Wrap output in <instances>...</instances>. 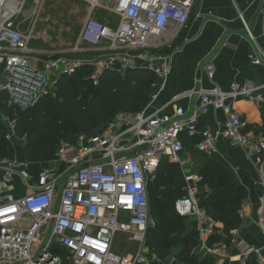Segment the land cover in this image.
<instances>
[{
  "label": "built area",
  "instance_id": "built-area-1",
  "mask_svg": "<svg viewBox=\"0 0 264 264\" xmlns=\"http://www.w3.org/2000/svg\"><path fill=\"white\" fill-rule=\"evenodd\" d=\"M79 1L86 2L89 10L72 54L83 52L82 45L87 43L103 51L101 56H34L29 47L36 35L44 0H33L30 20L23 21L20 18L26 16L30 0H7L0 22V69L7 80L0 83V93L7 90L11 103L28 108L44 97L55 96L58 78L71 76L86 65L94 69L92 80L96 86L104 72L118 67L127 71L141 66L161 79L167 78L165 58L151 51L152 39L170 26L186 28L196 0ZM98 11L116 15L120 19L118 29L99 21ZM28 21L30 25L23 29ZM248 33L257 44L250 29ZM258 49L264 59V31ZM260 62L255 58L253 64ZM207 71L213 79L214 67L207 66ZM256 91L252 84H244L234 86L230 92L213 87L199 96L203 113L223 112V137L256 156L257 163L262 165L259 182L264 190V135L254 139L247 121L231 105L238 98L263 102ZM198 116L187 117L186 110L179 106L172 115L119 113L106 126L81 134L76 143L63 142L55 162L67 168L66 175L65 171L46 167L38 173V182L33 185L29 183L27 162L9 157L0 159V264H122L111 252L115 234L133 235L145 241L153 227L149 186L163 159H175L184 151L181 135L198 134ZM3 120L8 128L6 139L21 141L17 120L7 116ZM198 150L214 154L215 135L206 131ZM17 179L29 192L23 197H15L13 193ZM184 179L186 194L175 203V211L181 218H200L201 179L192 173ZM261 207L258 224L264 233V193ZM214 235L211 223L201 229L199 252L205 257L228 258L226 246L210 244ZM259 254L260 250L249 246L233 264H251ZM133 264L152 263L139 255Z\"/></svg>",
  "mask_w": 264,
  "mask_h": 264
},
{
  "label": "crops",
  "instance_id": "crops-1",
  "mask_svg": "<svg viewBox=\"0 0 264 264\" xmlns=\"http://www.w3.org/2000/svg\"><path fill=\"white\" fill-rule=\"evenodd\" d=\"M79 2L85 5L88 16V4L83 1ZM32 8L33 0L32 5L27 6L25 19L30 20ZM25 24L23 29H26ZM248 29L256 37L257 44L252 41ZM263 31L264 0H196L186 28L170 26L152 39L151 51L155 55L165 58L163 66L169 69V75L165 79L156 76L158 83L153 87L151 101L141 112L148 114L164 112L172 115L176 107L179 106L186 110L187 117L193 114L199 115L198 134L193 137L182 134L181 141L185 149L177 158H169V160L180 166L184 177L191 173L200 177L199 172L205 164L206 158L213 154L200 152L198 146L204 139V133L210 131L217 139V151L214 154L227 164L245 189V196L240 208L241 226L231 232L232 242H229L224 234L223 224L211 220L204 209L205 200L202 199V191L207 192V188L203 189L200 186L202 216L186 219L190 223L191 229L197 231L198 235L207 224L214 225L216 236H213L210 244L212 246L224 245L229 253L226 259L211 257L215 259L214 264L238 262L242 252L249 246L260 250V254L254 256L251 264L264 263V233L258 224L264 193L259 182L262 165L257 163L256 156L251 154L247 148L223 137L225 123L223 112L209 110L207 113H203L199 93L213 87L230 92L236 85L252 84L257 90L256 95L264 99V59L258 49V46L262 44ZM80 35L73 47L70 44H65L67 47H71L65 52L41 49L32 50L33 55L46 58L67 54L73 57L87 58L104 54L102 48L99 49L102 52H99L97 48H93L87 43L82 45L83 52L72 54L73 48L79 43ZM39 36L42 38L41 35ZM42 39L46 41L47 34H43ZM105 46L104 44L103 47ZM255 58L261 60L260 64H253ZM209 65L215 69L213 79H210L208 75L207 66ZM134 68L146 70L141 66ZM117 70L125 71L120 67ZM175 98H180L177 103L173 102ZM231 105L247 121L249 131L254 139L264 135V101L257 103L247 98H238L232 100ZM11 143L16 152L14 158L27 162L23 158L25 139ZM55 161L54 157L47 162H27L31 176L29 183L36 184L38 173L46 167H52L58 172L65 171L66 175L67 168L60 166ZM34 176L36 181L33 183ZM13 190L15 197H23L29 193L19 179L14 183ZM184 190L186 192V187ZM199 245L200 237L195 253L202 261L205 256L199 252ZM130 246H134L135 251H130ZM111 252L121 259L122 264H133L139 255L146 257L152 264H171L176 257L161 261L150 251L146 239L142 242L141 239L124 233L115 234Z\"/></svg>",
  "mask_w": 264,
  "mask_h": 264
},
{
  "label": "trees",
  "instance_id": "trees-1",
  "mask_svg": "<svg viewBox=\"0 0 264 264\" xmlns=\"http://www.w3.org/2000/svg\"><path fill=\"white\" fill-rule=\"evenodd\" d=\"M93 70L86 65L71 76L59 77L56 95L44 97L28 108L11 103L10 93L2 91L0 159L14 158L16 154L12 143L6 139L8 128L2 117L17 120L18 137L26 141L24 160L47 162L55 157L62 142L75 143L80 134L106 126L119 113L141 112L150 103L153 87L158 83L152 71L131 68L124 72H104L96 86L92 80ZM0 73H3L2 68ZM199 174L201 188L208 189L204 209L211 220L223 224L224 234L232 242L231 232L241 226L240 208L245 189L216 154L206 158ZM152 187L153 214L154 210L161 212L169 227L167 231L155 227L148 230L146 241L150 251L159 260L166 261L171 256L170 239H175L180 248L173 264H214V258L205 257L200 261L196 256L198 232L175 211V203L186 194L180 166L169 158L163 159Z\"/></svg>",
  "mask_w": 264,
  "mask_h": 264
},
{
  "label": "rangeland",
  "instance_id": "rangeland-1",
  "mask_svg": "<svg viewBox=\"0 0 264 264\" xmlns=\"http://www.w3.org/2000/svg\"><path fill=\"white\" fill-rule=\"evenodd\" d=\"M44 4L40 9L39 22L37 24L36 36L30 43L31 50H53L65 52V50L73 47L78 36L80 35L85 20L87 18V12L85 5L80 4L78 0H44ZM29 5H32L30 0ZM97 19L102 23L106 22L112 29L117 30L120 24V19L113 14L107 12H96ZM22 16L20 20H24ZM30 25V21L25 24L27 28ZM44 32L47 33L48 39L45 41L43 38ZM41 35L42 38L39 36ZM40 38H39V37ZM65 44H70L71 47H67ZM7 76L4 73H0V83H5ZM36 181L35 176L32 179L34 183ZM150 194L152 192V184H150ZM202 199L206 200L208 191H202ZM149 200L152 203L151 195ZM151 221L153 227L160 229L161 231H167L169 224L161 212L154 210V214L151 207ZM152 227V228H153ZM171 258L176 256L179 243L175 239H170ZM125 249V248H124ZM134 246H130V251H135ZM36 256L38 251L34 250ZM200 254V253H199ZM201 255V254H200ZM203 257V256H201Z\"/></svg>",
  "mask_w": 264,
  "mask_h": 264
},
{
  "label": "clouds",
  "instance_id": "clouds-1",
  "mask_svg": "<svg viewBox=\"0 0 264 264\" xmlns=\"http://www.w3.org/2000/svg\"><path fill=\"white\" fill-rule=\"evenodd\" d=\"M6 7H7V0H0V22L2 19L3 11L6 9Z\"/></svg>",
  "mask_w": 264,
  "mask_h": 264
}]
</instances>
